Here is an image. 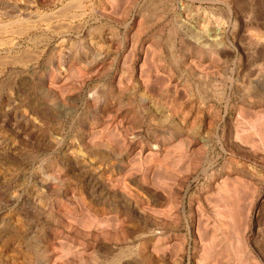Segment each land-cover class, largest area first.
Wrapping results in <instances>:
<instances>
[{
  "label": "rangeland",
  "instance_id": "374dc122",
  "mask_svg": "<svg viewBox=\"0 0 264 264\" xmlns=\"http://www.w3.org/2000/svg\"><path fill=\"white\" fill-rule=\"evenodd\" d=\"M0 264H264V0H0Z\"/></svg>",
  "mask_w": 264,
  "mask_h": 264
},
{
  "label": "bare ground",
  "instance_id": "6f19581e",
  "mask_svg": "<svg viewBox=\"0 0 264 264\" xmlns=\"http://www.w3.org/2000/svg\"><path fill=\"white\" fill-rule=\"evenodd\" d=\"M13 17H15V16H13ZM18 20H23V19H20V18H17ZM8 26V25H7ZM3 27V26H2ZM4 28V27H3ZM3 30V29H2ZM143 84H145L144 82H143ZM95 188H97V186H94ZM220 189H221V187H220ZM103 190V189H102ZM101 190V191H102ZM223 191V190H222ZM114 192H116L117 193V195H118V197L123 201V203L124 204H126V205H128L129 207H131L132 205H133V198H132V196L130 195L129 196V194H127V193H125V192H123L122 190H120V189H115L114 190ZM220 192H221V190H220ZM137 194V193H136ZM143 196V195H142ZM137 198H139V197H141V196H139V194L136 196ZM223 199V198H222ZM137 203H138V200H137ZM159 203H160V201H159ZM161 204V203H160ZM218 207V206H217ZM223 208V207H222ZM228 214L227 213H225V212H222V210H218V215H217V229L215 230V231H221V233H222V236L223 237H226V235H227V232H229L227 229H228V222L230 221L229 219L230 218H228ZM231 217V216H230ZM233 217V216H232ZM206 229L208 228V226H206L205 227ZM221 236V237H222ZM222 237V238H223ZM223 245V244H222ZM212 246H215L216 247V244L214 245V242H213V244H211V242H204L203 243V247H202V256H203V258H205V259H207V253H208V251H211V248H212ZM210 255V254H209ZM202 258V259H203Z\"/></svg>",
  "mask_w": 264,
  "mask_h": 264
}]
</instances>
